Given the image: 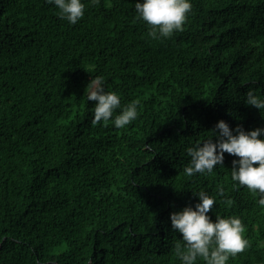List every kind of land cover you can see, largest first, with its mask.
<instances>
[{"label":"trees","instance_id":"16d2710c","mask_svg":"<svg viewBox=\"0 0 264 264\" xmlns=\"http://www.w3.org/2000/svg\"><path fill=\"white\" fill-rule=\"evenodd\" d=\"M82 2L72 25L46 0H0V264H180L169 214L200 190L216 198L213 221L245 227L248 247L227 264H264V208L232 187L237 158L183 173L185 149L217 121L264 127L244 104L249 89L264 97V0H191L182 30L160 40L137 0ZM96 76L122 105L137 101L124 128L93 122Z\"/></svg>","mask_w":264,"mask_h":264},{"label":"clouds","instance_id":"9594fccd","mask_svg":"<svg viewBox=\"0 0 264 264\" xmlns=\"http://www.w3.org/2000/svg\"><path fill=\"white\" fill-rule=\"evenodd\" d=\"M99 0H90L91 4ZM58 11L60 19L76 24L84 15L82 0H46ZM191 0H137L134 4L136 17L145 22L149 38L154 40L169 38L174 32L182 30L191 12ZM87 88V101H94L93 122L111 123L115 128H124L138 116V104L133 100L121 104L118 93L106 90L103 77L90 79ZM244 104L264 110V97L253 89L245 94ZM118 110V111H117ZM210 136L188 146L185 151L189 160L183 168L187 177L195 174L212 173L214 167L222 166L224 154L236 157L228 170L233 188L246 186L258 197L256 203L264 208V127L245 130L237 125L230 128L224 120H219L210 131ZM217 195L223 196L224 189L217 188ZM198 202L185 206L169 214L170 226L180 234L173 250L180 264H196L198 258L205 264H227L230 257L248 247L243 233L245 227L238 216L208 215L216 198L204 190L194 194ZM231 206L233 201L225 199Z\"/></svg>","mask_w":264,"mask_h":264}]
</instances>
